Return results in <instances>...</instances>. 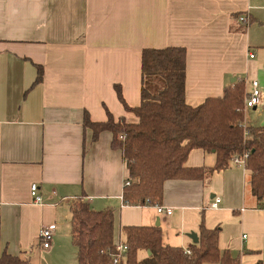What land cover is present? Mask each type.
I'll list each match as a JSON object with an SVG mask.
<instances>
[{
	"label": "crops",
	"instance_id": "crops-1",
	"mask_svg": "<svg viewBox=\"0 0 264 264\" xmlns=\"http://www.w3.org/2000/svg\"><path fill=\"white\" fill-rule=\"evenodd\" d=\"M263 13L264 0H0L1 249L30 264L58 259L61 242L71 240L70 208L84 197L95 211L114 210V234L127 226L159 227L164 244L187 250L194 244L188 235L198 238L203 223L220 228L219 249L239 264H264V209L243 167L166 181L160 205L172 213L158 215L150 205L123 204L127 172L121 152L111 148L112 134L92 140L83 127L85 113L104 122L106 111L137 122L114 86L127 106H139L141 53L167 47L186 50L189 105L222 97L240 80L246 94L257 81L261 104L245 121L264 126ZM36 66L43 76L33 85ZM214 163L212 153L193 149L185 166ZM33 184L40 204L31 197ZM50 225L51 245L42 249L39 234Z\"/></svg>",
	"mask_w": 264,
	"mask_h": 264
},
{
	"label": "trees",
	"instance_id": "trees-1",
	"mask_svg": "<svg viewBox=\"0 0 264 264\" xmlns=\"http://www.w3.org/2000/svg\"><path fill=\"white\" fill-rule=\"evenodd\" d=\"M36 69L33 85L41 83L43 76L41 66ZM185 78V48L144 49L139 106H127L121 88L114 86L118 101L137 122L116 120L108 111L106 121L92 122L84 114L83 127L90 129L92 140L110 132L111 148L121 152L129 183L123 188V204L160 205L166 181L201 180L229 168L235 157L246 156L247 186L257 206L264 209V126L244 123V81L225 88L222 97L206 98L191 106L185 99ZM193 149L212 153L213 167H186ZM75 202L70 208V234L76 263L113 264L114 210L95 211L84 197ZM122 232L128 250L119 264H239L228 250L219 249V227L208 229L200 223L198 242L187 250L164 244L159 227L127 226ZM141 252L145 253L143 259L138 257ZM0 264L30 263L26 257L11 256L0 247Z\"/></svg>",
	"mask_w": 264,
	"mask_h": 264
},
{
	"label": "built area",
	"instance_id": "built-area-1",
	"mask_svg": "<svg viewBox=\"0 0 264 264\" xmlns=\"http://www.w3.org/2000/svg\"><path fill=\"white\" fill-rule=\"evenodd\" d=\"M239 20L243 23V24H247L248 23V18L247 16H241L239 18ZM251 58H253V56H250ZM261 104V89L259 86V83L257 81H251L250 82V91L248 93H246L245 95V99H244V111H248L251 110L253 108H256L257 106H259ZM245 158L246 156L243 157H235L232 160V164L236 165V166H240L243 167L245 166ZM129 183L126 181L125 185H128ZM38 191V186L36 184H33L31 186L30 189V193H31V197L33 198V201L37 204L41 203V198L40 196L37 194ZM220 203V199L216 198L214 200V202L211 204L212 208H217L218 205ZM147 205L148 202H147ZM156 213L158 215H167L170 216L172 213L171 209L165 208L161 205H154L152 206ZM53 231H54V226L50 225L47 227H44L43 229H41L40 234H39V239H40V247L42 249H48L51 245V241H52V237H53ZM114 245H115V256L113 257L112 263L113 264H119L122 260H124L125 256H126V252H127V244L125 241V237L124 234L122 232V229H120V231H118L115 235H114ZM187 253H189L187 251Z\"/></svg>",
	"mask_w": 264,
	"mask_h": 264
},
{
	"label": "rangeland",
	"instance_id": "rangeland-1",
	"mask_svg": "<svg viewBox=\"0 0 264 264\" xmlns=\"http://www.w3.org/2000/svg\"><path fill=\"white\" fill-rule=\"evenodd\" d=\"M262 18L264 19V13L262 15ZM243 112H244V114L247 113V111L246 112L243 111ZM249 113H250V117L251 118L252 117L255 118V116H253L251 114L252 113L251 111ZM244 123L247 124L246 121ZM74 203H76V202H73V205H74ZM183 238H185V237L183 236ZM75 250L76 249H74V247H73L72 242H71L70 239L64 240V242L62 241L61 244H60V248L56 251V254L58 256V259L56 258V259H54L52 261H51V259H48V264H77L75 262V259H76V252H75Z\"/></svg>",
	"mask_w": 264,
	"mask_h": 264
},
{
	"label": "water",
	"instance_id": "water-1",
	"mask_svg": "<svg viewBox=\"0 0 264 264\" xmlns=\"http://www.w3.org/2000/svg\"><path fill=\"white\" fill-rule=\"evenodd\" d=\"M235 79H232L231 82H234ZM188 237L192 240V242L194 244H196L198 242V238H197V235L195 233H191L188 235ZM147 255L149 256L150 255V252H147Z\"/></svg>",
	"mask_w": 264,
	"mask_h": 264
}]
</instances>
